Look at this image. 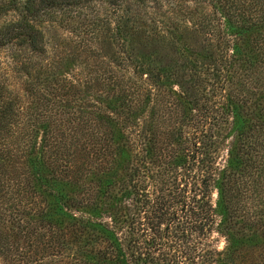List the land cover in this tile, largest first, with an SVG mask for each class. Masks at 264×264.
Listing matches in <instances>:
<instances>
[{
    "label": "trees",
    "instance_id": "trees-1",
    "mask_svg": "<svg viewBox=\"0 0 264 264\" xmlns=\"http://www.w3.org/2000/svg\"><path fill=\"white\" fill-rule=\"evenodd\" d=\"M88 1L0 0V14L16 11L0 23V46L45 54L39 19L79 10ZM134 1L143 6L155 0ZM242 3L235 2L233 12L227 6L222 16L200 15L189 25L174 17L145 23L128 16L110 40L101 39L99 47L84 45L110 62L97 68L93 81L43 69L50 88L59 82L67 97H79L75 112L41 109L23 127L10 91L0 85L1 258L11 264L214 263L219 252L196 239L207 221L210 230L214 223L207 180L220 178V194L231 196L239 186L251 193L264 171V32H253L264 29V2ZM231 77L244 93L226 87ZM214 86L225 94H212ZM32 91L43 100L38 88ZM151 101L157 109L144 112ZM252 110V123L246 120L245 129L237 130L236 142L245 146L240 159L234 154L237 161L231 157L217 168V135L226 128L221 124L229 117L238 120L240 113L248 118ZM174 119L177 125L169 124ZM240 119L243 125L245 118ZM131 147L137 151L129 157ZM198 166L197 172L191 170ZM45 167L68 186L61 204L64 221L44 213L46 194L34 187ZM151 172L161 173L152 189L162 191L159 198L141 187ZM133 199L140 205L137 212L129 206ZM227 201L226 216L236 210L231 197ZM5 220L14 241L4 230ZM227 227L221 224L215 231ZM235 248L226 253L229 264H247L248 249L240 254ZM216 261L226 264L221 256Z\"/></svg>",
    "mask_w": 264,
    "mask_h": 264
},
{
    "label": "rangeland",
    "instance_id": "rangeland-1",
    "mask_svg": "<svg viewBox=\"0 0 264 264\" xmlns=\"http://www.w3.org/2000/svg\"><path fill=\"white\" fill-rule=\"evenodd\" d=\"M255 1L264 2V0H155L139 6L134 0H124L117 5L109 3L108 0H90L85 3L87 6L79 10L55 11L51 15L41 17L38 23L43 32L45 54L35 55L24 49L0 46V85L5 86L10 91V96L18 107L23 127L29 125L32 115L41 109L56 108L60 112L68 110L75 112L80 108L78 106V103H80L79 97L76 94L68 95L67 97L58 85L59 82L50 88L48 82L49 77H45L42 70L51 68L58 76L73 80L78 78L79 80L87 79L88 81H93L98 74L97 68L100 69V66H103L104 63L110 64V62L99 50L97 53H92V51L88 53L87 50H84L86 49L84 45L99 47L101 43L99 41L101 39L110 40L111 34L114 33V27L117 24L119 25L125 22L128 16L135 15L144 20L145 23L149 21L157 22V20L161 19L167 20L168 18L174 17L178 23L189 25L192 20L200 15L222 16L225 14L224 12H227L225 9L227 6L228 12H233V4L235 2H243L242 4L249 6ZM246 13L251 14L247 10ZM15 15L16 11L12 9L1 13L0 23ZM89 17L93 18L92 23L87 20ZM222 29L223 31H228L224 23H222ZM253 32L260 34L264 32V29H253ZM110 47L111 49L114 48L117 50L113 43ZM19 62L24 63L20 64ZM247 78L251 81L249 83L250 86L252 81L254 82L253 76L250 75ZM232 80L234 81L236 78L231 77L229 82L226 83V87L229 84L234 90L236 88L239 91L241 90L240 93H244L243 86L230 82ZM33 88H38L41 96L48 101H45L44 98L43 100L37 99L35 93L33 94ZM211 93L214 95H223L225 91L214 86ZM66 97L69 102L68 104L64 101ZM152 101L145 107L144 112L149 113L152 112L151 110L157 109L158 104ZM251 109H255V107L250 106L249 110ZM251 115L247 118L246 115L240 113L238 120L234 117H229L228 122L221 124L226 128L224 129L222 127V130L219 131L221 132L220 135H217L219 139L216 137L218 139L216 143L218 145L216 149L217 155L215 157L217 168L225 167L227 159L229 160L231 157L236 160L235 156H233L234 154H236L237 159H240L238 156L245 150V146L242 144L244 147H240V143L236 142L237 130L239 127L245 129L246 126L244 124L246 120L252 123L253 115H256L254 110H252ZM241 116L245 118L243 125L240 122L242 121L240 119ZM176 120H170L169 124L177 125ZM35 126L41 128L39 124H35ZM36 137V141H39L41 137L40 129ZM134 150L137 151V149L131 147L130 153H127V155L130 157V155L135 153ZM233 163L232 159V165ZM236 164L232 168L238 171L239 166ZM48 167L52 169V167ZM45 168L40 174L42 176L41 182L34 183V187L39 191L43 189L46 194L43 207L44 213L53 218H61L64 221L66 217L61 212L64 209L63 206L65 203L62 202V198L68 192V186L61 181L57 173L53 170L54 173L51 172L47 167ZM191 170L197 172L200 169L198 166L197 170L194 167H191ZM160 176L161 173L151 172L148 177L141 180V187L144 188L143 190L152 191V197L157 195L159 198L162 193L160 190H152L156 181L161 179ZM243 177L241 176L240 178L243 179ZM216 179L220 180L217 175L213 177L212 181L208 182L207 180L208 190H210V203L213 206L214 212V223L211 224L212 228L210 230L207 227L209 226V221H207L205 226L207 229L204 227L203 234L196 238L197 240L200 238L201 241L198 245L206 248V244H211L219 252L214 255L215 260L212 264H218L216 258L220 256L222 257V263L226 262V264H229L230 259L227 258L226 253L233 247H236L235 253L242 250L240 254L243 252V249H248L246 256L248 259L247 264H264V171L258 178V187L255 190L252 189L251 193L243 191V188L239 186V189L232 192L231 196L229 193L225 195L220 194ZM244 180L247 181L248 179L245 177ZM193 192L194 186L191 187L189 193L192 194ZM228 197H231V206L236 210L226 216L225 208L230 205L227 201ZM129 206H133L135 212L140 208L139 202L134 199L129 201ZM252 221L258 226L254 228L250 226L253 224ZM221 224H227L228 231L226 229L225 232L224 229L220 232L215 231V228ZM10 225V221L5 220V226L3 225L4 230L8 226L10 227ZM1 226L0 229H2ZM6 231L9 233L10 240H16L12 234V230L7 229ZM17 242L21 244L22 240L17 239ZM192 244L195 245L197 243L193 241ZM253 244L255 245L252 246ZM0 264H11V262L0 257Z\"/></svg>",
    "mask_w": 264,
    "mask_h": 264
}]
</instances>
